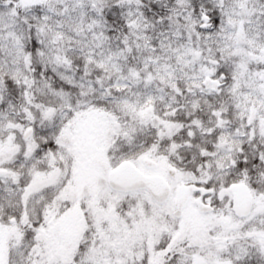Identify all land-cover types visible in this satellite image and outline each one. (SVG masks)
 I'll return each mask as SVG.
<instances>
[{"label":"snow or ice","instance_id":"1","mask_svg":"<svg viewBox=\"0 0 264 264\" xmlns=\"http://www.w3.org/2000/svg\"><path fill=\"white\" fill-rule=\"evenodd\" d=\"M0 264H264V0H0Z\"/></svg>","mask_w":264,"mask_h":264}]
</instances>
